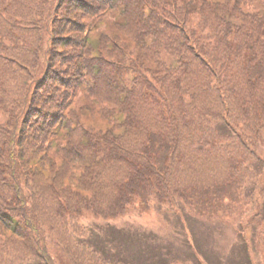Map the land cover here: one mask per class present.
Returning a JSON list of instances; mask_svg holds the SVG:
<instances>
[{
  "label": "trees",
  "instance_id": "trees-1",
  "mask_svg": "<svg viewBox=\"0 0 264 264\" xmlns=\"http://www.w3.org/2000/svg\"><path fill=\"white\" fill-rule=\"evenodd\" d=\"M258 144L264 0H0V264H118L82 212L173 205L235 225L250 264L264 251ZM168 246L125 264H174Z\"/></svg>",
  "mask_w": 264,
  "mask_h": 264
},
{
  "label": "rangeland",
  "instance_id": "rangeland-1",
  "mask_svg": "<svg viewBox=\"0 0 264 264\" xmlns=\"http://www.w3.org/2000/svg\"><path fill=\"white\" fill-rule=\"evenodd\" d=\"M3 42L8 43V41ZM258 148L260 150L262 148V152L258 153L259 159H254L253 163H255V169L262 172L264 144H258ZM262 180L263 178L260 179L261 182ZM78 222L79 225L88 229L87 242L92 247H96L99 252H103L104 256L101 254V257L104 258L107 255L110 261H117L118 264H125V258L131 262L145 258L142 255L144 252L139 251V248H153L146 260L155 259L158 257L160 249L169 247L168 245H172L173 249L168 253L166 252L165 261L170 262L169 259L176 258L174 264H240V261H242L243 255L238 247L242 244V239H238L235 225L225 220H211L210 222L195 220L188 214L183 213L178 205L172 207L159 206L149 209L145 214H126L112 219H101L90 212L84 211L78 217ZM187 226H190L192 236L188 234L189 229ZM113 228L119 230L120 240L115 235L109 234V231ZM123 233L129 236V240H126L127 255L122 257L123 249L121 247L119 250L120 257H118L113 248L115 243L122 246L121 236ZM139 234L146 238H137L136 236ZM251 235L252 233L248 229L246 231L247 239ZM192 237L195 244H198V247L195 245L197 248L187 249L182 246L184 251L181 247L174 248L178 244L186 245L184 239H186L188 245H191ZM205 256L210 263L206 261ZM58 257L60 258L59 254ZM250 258L252 259L250 264H264V251L260 248L255 250L251 248ZM243 259L245 258L243 257ZM64 261L61 264H68L66 260ZM23 264L40 263L28 262Z\"/></svg>",
  "mask_w": 264,
  "mask_h": 264
}]
</instances>
